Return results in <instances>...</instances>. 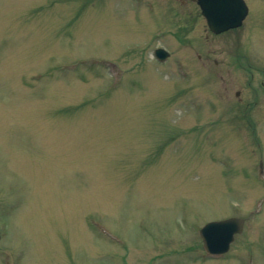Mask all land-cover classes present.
<instances>
[{"label": "rangeland", "instance_id": "obj_1", "mask_svg": "<svg viewBox=\"0 0 264 264\" xmlns=\"http://www.w3.org/2000/svg\"><path fill=\"white\" fill-rule=\"evenodd\" d=\"M245 1L218 35L193 0H0V264H264V0ZM231 212L243 233L204 261L201 226Z\"/></svg>", "mask_w": 264, "mask_h": 264}, {"label": "water", "instance_id": "obj_2", "mask_svg": "<svg viewBox=\"0 0 264 264\" xmlns=\"http://www.w3.org/2000/svg\"><path fill=\"white\" fill-rule=\"evenodd\" d=\"M198 3L215 33L241 26L249 12L245 0H198ZM156 53L161 59L168 55L163 48ZM243 225L244 219L238 217L207 223L200 229L206 250L212 254L227 252L235 234L242 232Z\"/></svg>", "mask_w": 264, "mask_h": 264}, {"label": "flooded vegetation", "instance_id": "obj_3", "mask_svg": "<svg viewBox=\"0 0 264 264\" xmlns=\"http://www.w3.org/2000/svg\"><path fill=\"white\" fill-rule=\"evenodd\" d=\"M155 1L157 2V4H160V5H161V0H155ZM176 1L184 2L185 0H176ZM193 1H195V2L197 3V0H193ZM197 7H198V9H199V13H198V14L201 15V16L205 19V17H204V16L202 15V13H201V9H200L198 3H197ZM188 20H189V22H186V23H185L187 26L190 24V20H192V19L189 17ZM186 25H184V26H186ZM205 26H206L207 29H209V27H208V25H207V22H206ZM209 30H210V29H209ZM231 216H237V217H242V218H243L242 215H238V214H236V212H231V213L226 214V216L223 217V219H224V218H227V217H231ZM244 219H245V224H244V227H245V225H246V218H244ZM230 249H231V248H230ZM221 256H223V255H220V256H213V255H210V254L205 253V258L208 259V260H212V259H214V258H220Z\"/></svg>", "mask_w": 264, "mask_h": 264}, {"label": "bare ground", "instance_id": "obj_4", "mask_svg": "<svg viewBox=\"0 0 264 264\" xmlns=\"http://www.w3.org/2000/svg\"><path fill=\"white\" fill-rule=\"evenodd\" d=\"M247 17V16H246ZM246 19V18H245Z\"/></svg>", "mask_w": 264, "mask_h": 264}]
</instances>
